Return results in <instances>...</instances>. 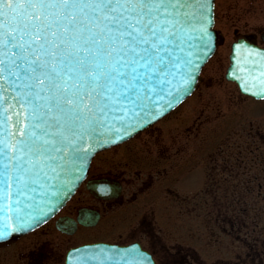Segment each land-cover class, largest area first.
Returning <instances> with one entry per match:
<instances>
[{"label":"snow or ice","instance_id":"6c2138e0","mask_svg":"<svg viewBox=\"0 0 264 264\" xmlns=\"http://www.w3.org/2000/svg\"><path fill=\"white\" fill-rule=\"evenodd\" d=\"M210 7L0 0V238L63 200L93 144L127 135L189 90Z\"/></svg>","mask_w":264,"mask_h":264},{"label":"flooded vegetation","instance_id":"af4514ba","mask_svg":"<svg viewBox=\"0 0 264 264\" xmlns=\"http://www.w3.org/2000/svg\"><path fill=\"white\" fill-rule=\"evenodd\" d=\"M242 35L264 46V26ZM159 132V128L149 129L130 149L123 145L100 153L87 179L114 186L104 191L108 196H97L83 184L49 222L1 248L0 264H63L71 247L99 241L118 245L139 243L153 254L157 262L164 261L169 249L160 243L156 227L168 230L171 218L173 225L184 227L185 213L200 211L201 195L186 193L180 183L191 173L195 160L201 163L207 156L210 158L209 178L212 181L218 160L214 153H207L206 145L185 149L181 137L178 142L183 145L175 146L173 140L165 145H153L152 141L158 139ZM168 157L172 158L171 162L167 161ZM232 170L233 176L238 178V169ZM185 184L189 190L194 187L192 179L183 184L184 188ZM170 197L178 200V214L170 213ZM204 197L217 199L215 189ZM210 213L216 214V207L211 206Z\"/></svg>","mask_w":264,"mask_h":264},{"label":"rangeland","instance_id":"374dc122","mask_svg":"<svg viewBox=\"0 0 264 264\" xmlns=\"http://www.w3.org/2000/svg\"><path fill=\"white\" fill-rule=\"evenodd\" d=\"M215 18L216 28L219 29L224 37L222 45L218 48L215 56L210 60L204 69V76L207 78L211 76L210 81L211 88H202L203 91L197 95H193L189 98L185 104L179 107L175 115L169 117V119L160 123V127L163 131L157 134L158 141H152L153 145L162 143L165 145L172 142L176 144L183 143L185 149L190 147L192 149L196 144L194 142L186 143L187 134L182 133V115L192 114L199 102L201 107L208 115L203 114L202 128L206 129V136L216 134V145L233 143L235 145H247L248 153L244 152L245 167L248 168V173L253 177L259 174V178L262 181V188L258 189V183L251 184L252 190L249 195L246 194L244 199L233 200V205L243 209L242 213L234 210L233 217L237 219H244L247 226L252 228V225H256L254 232L252 233L257 240H264V178L261 174H264V163L258 159L257 155L262 158L264 155V145L261 144V136H257L260 131L264 132V99L254 98H242L237 90V87L224 81V73L228 65L227 56L229 53V45L232 41L233 31L235 28H239L240 31H251L255 27L264 26V0H216L215 3ZM207 90V91H206ZM207 93L209 95H207ZM208 97L209 99H207ZM184 122V121H183ZM186 123V122H185ZM227 135V138H226ZM181 137V143L178 139ZM192 141V140H190ZM255 141V145H254ZM138 144L137 140H133L127 144V149L134 147ZM181 144V145H183ZM157 145V146H158ZM258 146V147H257ZM251 147L254 148L251 151ZM156 149L157 147H154ZM166 153V152H165ZM164 154V153H162ZM168 156V154H166ZM255 158V159H254ZM172 158L168 157L169 162ZM164 163V161H163ZM202 164V163H200ZM202 168L203 166L200 165ZM200 183L194 190L185 188L183 191L192 192L199 191L206 180L204 181L203 175H200ZM221 171H218L217 181L222 177ZM199 178L197 180H199ZM186 182V181H185ZM178 184L177 182H173ZM173 188L174 186L171 185ZM220 189L218 193L220 196L223 194H230L235 190V186H239V190L246 193L244 187L245 184L228 182V185L218 184ZM260 186V185H259ZM205 187V186H204ZM180 189V187H179ZM237 190V188H236ZM261 191V193H258ZM224 196V195H223ZM231 195H226L228 197ZM222 207L227 204V199H223ZM205 199H201L202 208L201 214L194 216L192 212L185 213L184 223L187 227H178L172 224L168 230H161L160 227H156V230L160 233V243L167 246L176 245V243H182L184 247L195 248L200 257L205 260L206 263L214 264L220 259H227L232 256L237 257L243 255L241 253L246 252L245 242L249 240V230L246 229L233 231L231 235L220 236L218 232L210 230L208 223V214L206 208L208 205ZM169 203L173 206L170 213H179V207L176 202ZM228 205V204H227ZM243 207V208H242ZM235 209V207L233 208ZM253 216L257 219L255 220ZM263 226V227H262ZM262 234H261V233ZM178 248V245L175 246ZM164 264V263H160ZM255 264V263H253Z\"/></svg>","mask_w":264,"mask_h":264},{"label":"water","instance_id":"95a60500","mask_svg":"<svg viewBox=\"0 0 264 264\" xmlns=\"http://www.w3.org/2000/svg\"><path fill=\"white\" fill-rule=\"evenodd\" d=\"M209 3L211 5L209 11L211 15L209 16V19L211 23L207 25L208 35L210 37V40L208 42V46L206 49H203V51L197 52L195 55L199 56V59H194L193 63L195 64V70L193 72V81L191 83V86L189 90L180 97L171 103V107H168L166 103L161 102V107L156 109V113L154 117L147 118L143 124L139 127H137L135 130H129V133L127 135L121 134L120 138L108 136L105 137L103 140H101L98 144H93L92 149L88 153L87 160L84 164L83 170L78 173L77 179H72L71 183L67 187L66 194L64 195L63 200L56 204L54 207H51L50 209H45L46 215L41 217L36 223L32 224L30 228H24L20 232H13L9 236L5 238H0V241H6L11 240L19 237L23 233L37 227L41 223H43L45 220H47L56 210H58L65 202L66 200L71 196V194L75 191L76 187L80 183V181L83 179V177L86 174L89 162L91 157L95 152L98 150H101L105 148L106 146L118 143L124 139H127L128 137L132 136L135 132L138 130L144 128L147 124L152 122L153 120L157 119L158 117L165 114L167 111H169L173 105L179 101H181L183 98H185L187 95H189L193 87L195 85L197 75L199 73V70L202 66V64L206 61V59L211 54L212 50L209 46L216 45L217 43V32L213 30V0H209ZM215 47V46H213ZM212 47V48H213ZM235 57L233 60L231 72L228 74L227 77L236 79L239 85L241 86V89L257 98L264 97V50H261L260 48H257L256 46H245V48L242 45H238L235 49ZM165 100H167V97H165ZM134 258H131L130 255H127L126 258H124V264H135L139 262L140 264L144 263L141 256H138V260L134 262Z\"/></svg>","mask_w":264,"mask_h":264}]
</instances>
